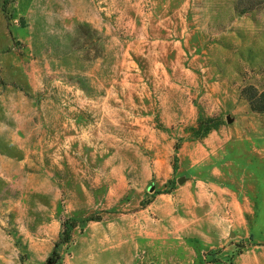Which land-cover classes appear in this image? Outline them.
Listing matches in <instances>:
<instances>
[{
	"label": "rangeland",
	"instance_id": "rangeland-1",
	"mask_svg": "<svg viewBox=\"0 0 264 264\" xmlns=\"http://www.w3.org/2000/svg\"><path fill=\"white\" fill-rule=\"evenodd\" d=\"M251 86L264 0H0V264H264Z\"/></svg>",
	"mask_w": 264,
	"mask_h": 264
},
{
	"label": "trees",
	"instance_id": "trees-1",
	"mask_svg": "<svg viewBox=\"0 0 264 264\" xmlns=\"http://www.w3.org/2000/svg\"><path fill=\"white\" fill-rule=\"evenodd\" d=\"M247 96L249 99V104L251 109L255 112L264 113V90L259 92L255 87L251 86L247 89ZM198 127L194 128L198 133L201 134L202 138L207 137L211 132L219 128V124L216 123L217 118L215 117H200L198 118ZM180 146L176 147V150H179ZM174 168H176L174 166ZM156 195L162 193H170V191H158L154 192ZM150 200L148 204L151 202ZM146 204V203H145ZM144 204V206H145ZM103 220V217L99 214H93L83 220V225H86L88 222H100ZM78 222L74 220L67 219L63 223V232L61 234L60 240L56 243L53 250L51 261H55L56 258H60L58 248L62 244H67L71 242L72 239V229L78 226Z\"/></svg>",
	"mask_w": 264,
	"mask_h": 264
},
{
	"label": "crops",
	"instance_id": "crops-1",
	"mask_svg": "<svg viewBox=\"0 0 264 264\" xmlns=\"http://www.w3.org/2000/svg\"><path fill=\"white\" fill-rule=\"evenodd\" d=\"M162 194H167V193H162ZM158 195H160V194H158ZM153 201H154V199H153ZM153 201H152V202H153ZM152 202H151V203H152ZM159 208H160V210H159L158 212H163V211H165V210L167 211V209L163 208L162 206H160Z\"/></svg>",
	"mask_w": 264,
	"mask_h": 264
},
{
	"label": "water",
	"instance_id": "water-1",
	"mask_svg": "<svg viewBox=\"0 0 264 264\" xmlns=\"http://www.w3.org/2000/svg\"><path fill=\"white\" fill-rule=\"evenodd\" d=\"M153 188L152 187H150V190H152Z\"/></svg>",
	"mask_w": 264,
	"mask_h": 264
}]
</instances>
